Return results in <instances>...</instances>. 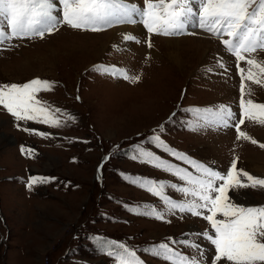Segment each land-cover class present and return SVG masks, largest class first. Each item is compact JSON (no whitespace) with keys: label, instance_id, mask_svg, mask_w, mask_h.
<instances>
[{"label":"rangeland","instance_id":"obj_1","mask_svg":"<svg viewBox=\"0 0 264 264\" xmlns=\"http://www.w3.org/2000/svg\"><path fill=\"white\" fill-rule=\"evenodd\" d=\"M131 2L143 5V0ZM135 26L129 25L127 31L140 43H131L129 49L121 44L125 30L120 32L118 26L98 33L62 26L44 39L0 45V83L23 84L37 77L54 81V91L41 93L39 98L75 117L68 126L53 128L17 122L0 108V264H115L98 243L105 240L136 249L144 264H164L143 250L167 237L184 239L185 233L208 229L199 217L180 218L177 214L167 217L171 223H164L129 211L144 204L159 205V201L128 183L122 174L180 183L130 159L134 146L143 144L162 158L181 164L147 142L154 129L170 148L195 161L226 172L236 156L238 169L264 177V149L248 141L237 142L234 129L192 132L186 126L191 120L187 110L192 108L231 105L239 118L240 75L235 58L208 33L181 35L180 39L153 34L149 49V34ZM169 38L178 40V45H166L164 40ZM96 40H106L98 54L92 48ZM68 46L76 53L71 54ZM50 54L57 56L50 66L40 62L31 71L21 68L25 57L33 61ZM149 54L151 58L146 59ZM253 55L264 61V51ZM221 57L227 72L217 66ZM181 61L186 71L175 67ZM94 65H115L131 75L142 73L141 80L130 84L103 76L92 70ZM240 67L247 70L248 66L241 61ZM245 84L246 91L251 89L245 98L264 103V87L247 80ZM161 125L163 131L159 132ZM24 128L49 136L41 138ZM242 130L264 143V125L246 120ZM21 145L33 148L34 158L22 156ZM252 157L256 159L253 162L249 161ZM30 175L56 179L30 192L25 187ZM168 194L181 199L174 191ZM229 195L238 204L264 205V191L230 190ZM192 239L211 249L202 238ZM207 255L211 257L212 251Z\"/></svg>","mask_w":264,"mask_h":264},{"label":"snow or ice","instance_id":"obj_2","mask_svg":"<svg viewBox=\"0 0 264 264\" xmlns=\"http://www.w3.org/2000/svg\"><path fill=\"white\" fill-rule=\"evenodd\" d=\"M137 24L143 25L149 34L146 41L149 49L153 47V34L196 35L189 27L219 40L225 52L235 58L240 75L239 118L231 105L192 108L187 110L191 120L186 126L192 132L234 129L237 142L248 141L264 149V143L242 130L246 120L264 125V103L245 98L251 91L250 88L246 91V80L264 87V61H258L253 55L264 51V0H143V7L131 0H0V45L13 40L44 39L46 34H54L62 26L98 33L116 26ZM122 40L140 43L131 33L122 34ZM150 58V54L146 56ZM241 61L246 63L247 70L240 67ZM217 66L228 71L222 57L217 60ZM92 70L130 84L140 82L142 76V73L131 75L127 69L115 65H94ZM55 87L54 81L38 77L23 84L0 83V108L17 122L66 127L75 117L39 98L41 93L52 92ZM76 99L79 100V96ZM23 130L41 138L49 136L46 132ZM162 131L163 125L159 129ZM153 132L147 142L188 167L162 158L143 144L134 146L130 159L171 175L180 183L122 174L128 183L159 201V205L144 204L129 211L164 223H171L169 216L190 215L203 219L210 227L202 233H185L187 238L184 239L167 237L143 251L164 264H264V205L238 204L229 195L230 190L264 191V177L238 169L236 156L227 171L221 172L170 148L155 129ZM20 153L25 158L35 156V150L25 145L20 146ZM102 167L103 163L97 170L98 179ZM55 179L30 175L25 187L31 192L35 186ZM169 190L178 193L181 199H173ZM194 236L208 242L211 249L196 243ZM98 243L113 257L115 264H144L137 250L123 242ZM181 246L193 254H186ZM209 251H212L211 257L207 255Z\"/></svg>","mask_w":264,"mask_h":264},{"label":"bare ground","instance_id":"obj_3","mask_svg":"<svg viewBox=\"0 0 264 264\" xmlns=\"http://www.w3.org/2000/svg\"><path fill=\"white\" fill-rule=\"evenodd\" d=\"M133 26H135V25H133ZM118 27H120V32L121 31H123V30H125L124 32L125 33H128V31H127V29H128V27H129V25H123V26H118ZM136 28H139V29H141L142 31H146V29H144V27H143V25H141V26H135ZM115 30H119V28L118 29H115ZM189 31H195L197 34H199V35H202V36H205V32H203L202 30H200V29H191L190 27H189V29H188ZM147 32V31H146ZM109 33H111L112 35L111 36H113V32H109ZM119 35V34H118ZM208 35V34H207ZM92 35H90V37H91ZM88 37V36H87ZM176 39H178V38H176ZM180 39V38H179ZM116 40H117V38H116ZM115 40V41H116ZM97 42H95V43H93V45L94 44H96V45H94V46H92V48L94 49V52H96V54H98L99 53V48H101L102 50L105 48V46H104V44H105V42H106V40L105 41H102V40H96ZM114 41V42H115ZM165 42H166V45H168V46H172V45H178V43H179V41L178 40H173V39H171V40H164ZM131 43H134V42H131V41H129V43H127V42H125V41H123L122 40V46H123V48H125V49H129V48H131L132 46H133V44L131 45ZM72 44H74V43H71V45ZM113 44H115V43H113ZM104 47V48H103ZM67 48H69V50H70V52H71V54L72 53H76V52H73L74 50H75V48L73 49V46H71V48H70V46H68ZM134 49V48H133ZM197 50V49H196ZM196 50H194V51H196ZM150 54H152L153 53V51L151 50L150 52H149ZM52 55V56H51ZM205 55V54H204ZM205 57V56H204ZM54 59H57V56H54L53 57V54H50L49 56H46V57H44V58H41L40 59V57H38V58H36V59H33V61L32 60H29L28 58H24L23 60H22V62H21V68L23 67V69L24 70H27V71H31L32 70V66L33 65H35V63H40V62H46V63H48L49 64V66H50V64H51V62H54L55 60ZM185 66L186 65H184V63H183V61H181L180 63H177V64H175V67L176 68H178L179 70H181V71H183L184 69H185ZM188 66V65H187ZM185 71H186V69H185ZM36 76V75H35ZM254 160H256V159H254L253 157H252V159H250L249 158V161H254ZM258 162H260V161H258ZM254 165V164H253ZM258 168H260L259 166H257L256 167V169H258ZM259 170V169H258Z\"/></svg>","mask_w":264,"mask_h":264}]
</instances>
